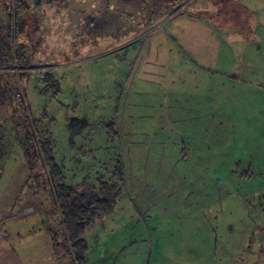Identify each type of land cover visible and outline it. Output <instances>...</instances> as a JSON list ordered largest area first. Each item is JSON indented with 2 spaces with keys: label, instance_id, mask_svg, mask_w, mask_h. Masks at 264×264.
Wrapping results in <instances>:
<instances>
[{
  "label": "rangeland",
  "instance_id": "obj_1",
  "mask_svg": "<svg viewBox=\"0 0 264 264\" xmlns=\"http://www.w3.org/2000/svg\"><path fill=\"white\" fill-rule=\"evenodd\" d=\"M262 6L264 0H0V210L17 217L30 208L56 254L71 255L55 183L40 155L37 137L45 132L60 182L96 191L102 180L119 192L115 209L84 230L86 264H264L261 93L245 95L259 99L261 118L250 121L261 125L255 133H243L229 113L253 106L240 102L243 95L235 107L231 97L228 121L198 104V124L193 104L161 102L159 86L178 73L179 57L154 51L184 48L187 35L175 31L195 23L179 18L197 13L220 39L214 49L220 59L204 56V63H226L241 89L232 71L246 59L221 40L259 47L251 33ZM206 28L200 26L199 40L209 46L215 39ZM182 56L181 66L194 65ZM210 118L211 133H187ZM118 162L122 182L114 175Z\"/></svg>",
  "mask_w": 264,
  "mask_h": 264
},
{
  "label": "crops",
  "instance_id": "obj_2",
  "mask_svg": "<svg viewBox=\"0 0 264 264\" xmlns=\"http://www.w3.org/2000/svg\"><path fill=\"white\" fill-rule=\"evenodd\" d=\"M258 6L261 8L260 5ZM243 7L246 6L243 5ZM258 11H256V13ZM261 11H259L258 16L256 14V16L253 17L257 24L259 22L264 24V15H262L264 12ZM179 19L185 24L187 21L195 23L193 27H179V30L175 31L177 36H182L184 33L187 35V45L184 43V48L180 46L177 48V50H170V48H153L154 51H159V54L170 56V52H172V56H175V58L179 57L177 60L178 63L175 66L178 67V73H174L172 75L173 79L172 77L171 79L163 78L161 81L159 86L160 91H158L161 102H170L173 104H193V106H191L190 113L194 115L192 117L194 119L196 118L198 124L203 121L197 116V113L202 114V112H199L197 109L198 104H204L205 107L209 108L211 113L210 116L215 110L222 118L227 119V121L229 120L230 116H227V114L234 113L236 117H239L238 125H241L240 129L243 133H255L258 128L260 129L261 125L250 124V121L252 118H261V116L255 117L260 113L258 105L259 99L256 98L255 101L254 96H249L246 98L245 95L251 92L259 91L262 96L260 101L261 103H264V59L261 61L259 60L261 55H264V37H262L264 36V27H260L262 29L260 30L256 27L255 22V26L254 29H252L251 34L253 42L256 41L259 47L254 46L255 49L252 51L250 50V46L247 45V43L245 44V47L237 49L239 47L228 46L230 42L228 41L227 37L225 39L222 38L221 40V44L229 47L231 55L234 56L237 53H242V57L246 59V63L243 67L238 68V71L233 68L232 71V73L238 74V76H236L237 78L240 76V84L244 83L243 88L237 89L238 81L235 79L231 80L232 78H230L229 67L226 65V63H223L224 65L218 63V61L216 64L213 63V65H206L204 63V61L207 59H209V62L214 60V58L215 60L220 59L218 57L219 53L217 51L214 55L215 45H220V39L217 37L215 39V36L218 33L216 32L215 34L210 30L211 28L209 22L211 21L204 19L197 13L182 14ZM201 25L204 26V29L207 27L211 31V33L208 31V37H211L212 33L214 34L212 36L215 41L211 40V44L209 46H207V43L205 42L203 45V43L199 40L200 36L202 37V34H200ZM213 28H217L216 30H218V27ZM205 36H207V31L204 33V38H206ZM219 36L221 38L222 35L219 34ZM194 41H198V46L196 48ZM179 42L181 44L180 38ZM183 53L188 54L189 58H191L192 62H194V65H189V69H186V65L181 66ZM204 56L207 59H205ZM182 67H185L184 70L181 69ZM172 72L173 69L171 68L169 74L171 75ZM161 75L162 73H159L154 75V77H160ZM165 84L167 88L164 86ZM232 96L235 98V100L232 101L233 104L235 103L234 107L237 105L236 103H239V100H241L239 97H242L240 102L251 103L253 106L248 109L247 112H245L244 109H239L238 106H236V109L234 108V112L231 111L229 113H225L226 111L224 110H230L229 101L231 100ZM177 107H179V110H183L180 105ZM182 115L180 116L182 117ZM262 118H264V115H262ZM245 120L247 122H245ZM211 122L212 121L210 118L208 120V125L202 126L197 131L192 129L187 133L191 132V135L195 134L202 138L207 132L208 134L212 132L213 125ZM179 132L182 131L179 130ZM125 180L126 179H124L123 175V181ZM26 209L30 208L19 210L17 212L19 216L17 217H11L12 211L10 209L4 211L0 210V264H75L72 253L71 255L69 252L68 255H65L67 253L56 254L52 243V236H50L46 230H42L37 227L36 223L38 222L36 217L31 216L33 215L31 211L29 212V214H31L28 215L27 212H25Z\"/></svg>",
  "mask_w": 264,
  "mask_h": 264
},
{
  "label": "trees",
  "instance_id": "obj_3",
  "mask_svg": "<svg viewBox=\"0 0 264 264\" xmlns=\"http://www.w3.org/2000/svg\"><path fill=\"white\" fill-rule=\"evenodd\" d=\"M14 26L19 31L20 21L18 18L15 20ZM8 29L10 32L11 25L8 26ZM43 81L49 91L55 92L57 86L52 83L54 79L51 75L46 74L45 78L43 76ZM44 117L45 115H43ZM41 133L37 137L40 142V155L53 177V183H55L53 194L63 219L61 227L64 230L65 242L70 245L74 263L86 264L87 246L83 239L84 230L94 222L95 218L109 214L115 209L119 200V192L116 184L109 186L108 182L102 180L99 181L96 191L90 190V188L79 191L72 185L60 182L59 178L63 175L60 167L54 161L52 141L48 133ZM114 175L120 182L123 181L122 166L119 162L115 167Z\"/></svg>",
  "mask_w": 264,
  "mask_h": 264
},
{
  "label": "built area",
  "instance_id": "obj_4",
  "mask_svg": "<svg viewBox=\"0 0 264 264\" xmlns=\"http://www.w3.org/2000/svg\"><path fill=\"white\" fill-rule=\"evenodd\" d=\"M29 210L27 209L26 212H28Z\"/></svg>",
  "mask_w": 264,
  "mask_h": 264
},
{
  "label": "flooded vegetation",
  "instance_id": "obj_5",
  "mask_svg": "<svg viewBox=\"0 0 264 264\" xmlns=\"http://www.w3.org/2000/svg\"><path fill=\"white\" fill-rule=\"evenodd\" d=\"M20 23H21V21H20Z\"/></svg>",
  "mask_w": 264,
  "mask_h": 264
}]
</instances>
